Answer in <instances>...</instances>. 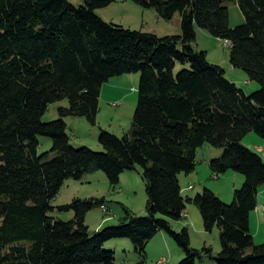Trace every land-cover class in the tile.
Masks as SVG:
<instances>
[{
  "label": "trees",
  "instance_id": "trees-1",
  "mask_svg": "<svg viewBox=\"0 0 264 264\" xmlns=\"http://www.w3.org/2000/svg\"><path fill=\"white\" fill-rule=\"evenodd\" d=\"M131 1L165 20L180 14L182 34L159 37L107 23L96 10L114 0H84L80 7L69 0H0V264H116V252L104 250L115 239L130 240L145 260L162 231L183 249L179 264H264V243L256 245L251 234L264 157L242 143L250 133L264 140V0ZM231 2L245 17L236 28ZM197 28L231 42V64L260 89L247 94L210 63L195 47ZM133 73L141 79L131 130L123 137L103 131V152L72 148L64 118L96 122L103 87ZM61 101L69 102L61 118L44 123L49 106ZM41 136L53 140V159L39 153ZM206 144L223 150L210 163L215 174L245 177L230 205L209 189L194 199L182 195L179 176L196 170ZM137 167L148 216L127 211L119 225L91 234L86 216L105 207V199L58 207L74 212L71 221L51 215L66 180L103 171L116 185ZM189 202L199 207L206 231L219 228L220 253L193 249L188 228L172 229L170 221L185 218Z\"/></svg>",
  "mask_w": 264,
  "mask_h": 264
},
{
  "label": "rangeland",
  "instance_id": "rangeland-1",
  "mask_svg": "<svg viewBox=\"0 0 264 264\" xmlns=\"http://www.w3.org/2000/svg\"><path fill=\"white\" fill-rule=\"evenodd\" d=\"M69 1L76 7L84 4V0ZM227 7L230 13L231 28L245 24V17L237 3H227ZM96 13L107 23L126 29L149 32L159 37L182 34L180 14H176L172 20H165L156 10L145 9L131 0H114L112 5L97 9ZM196 30L195 47L199 51H206L208 61L223 68L227 79L247 94L260 89V84L251 81L245 71L233 67L230 61L231 48L225 47V41L213 37L200 28ZM140 79V73L126 74L111 79L103 87L96 122L90 121L85 116L64 118L68 126L69 145L74 149L88 147L95 152H103L104 148L99 141L103 131L118 137L127 134L132 128L139 102ZM68 107V101L51 104L43 116V122L59 120L61 118L60 109ZM39 143L41 155L48 153L49 159L58 155L52 151L53 140L51 138L41 136ZM242 143L255 152H260L259 147H263L264 151V140L256 133L248 134ZM222 154V149L209 144L198 150L196 170L191 174L183 173L179 176L184 198L194 199L203 194L205 189H209L226 204L233 203L235 191L242 188L245 177L231 171L223 175L215 174L210 163ZM260 154L264 155V152ZM142 171L141 167H137L133 171L124 172L116 185L110 183L107 174L103 171L85 175L81 180L68 179L52 202L56 210L51 215L64 221H71L75 217L74 212H60L57 208L71 204L76 199H105V208L95 207L86 216V225L91 234L106 227L119 225L125 220L127 211L139 217H146L148 216V194ZM191 185L194 189L189 188ZM186 215L181 221H170L172 229L180 233L184 228H188L193 249H202L207 246L211 247L215 254L220 253L222 247L219 228L215 227L211 232L206 231L201 211L195 203H187ZM251 217V234L255 244H263L264 186L260 189L257 210L252 213ZM159 218L163 217L159 216ZM104 250L116 252V264H179L185 258L183 249L165 231L159 232L150 241L145 260L136 251L132 242L127 239L111 240L105 244ZM162 261L163 263H160ZM197 264L216 263L211 259H204L198 260Z\"/></svg>",
  "mask_w": 264,
  "mask_h": 264
},
{
  "label": "crops",
  "instance_id": "crops-1",
  "mask_svg": "<svg viewBox=\"0 0 264 264\" xmlns=\"http://www.w3.org/2000/svg\"><path fill=\"white\" fill-rule=\"evenodd\" d=\"M102 90H103V89H102ZM259 151H260V152H264V151H263V147H259ZM260 152H259V153H260ZM261 154H262V153H261ZM262 156L264 157V155H262ZM190 177H191V175H190ZM179 179H181V177H180ZM180 183H181V182H180ZM191 186H192V185H191ZM191 186H190V187H191ZM190 187H189V188H190ZM193 189H194V186H193ZM259 194H260V191H259ZM187 214H188V213H187ZM251 216H252V214H251ZM251 220H252V217H251ZM160 263H163V261L160 262Z\"/></svg>",
  "mask_w": 264,
  "mask_h": 264
},
{
  "label": "bare ground",
  "instance_id": "bare-ground-1",
  "mask_svg": "<svg viewBox=\"0 0 264 264\" xmlns=\"http://www.w3.org/2000/svg\"><path fill=\"white\" fill-rule=\"evenodd\" d=\"M225 46H227V47H232V44H231V42H228V41H227V42L225 43ZM186 216H187V215H185V217H186Z\"/></svg>",
  "mask_w": 264,
  "mask_h": 264
},
{
  "label": "built area",
  "instance_id": "built-area-1",
  "mask_svg": "<svg viewBox=\"0 0 264 264\" xmlns=\"http://www.w3.org/2000/svg\"><path fill=\"white\" fill-rule=\"evenodd\" d=\"M225 47H227V46H225ZM216 178H217V176H216ZM190 188L193 189V186H191ZM103 208H105V207H103Z\"/></svg>",
  "mask_w": 264,
  "mask_h": 264
}]
</instances>
